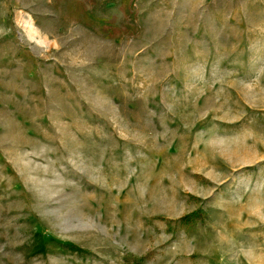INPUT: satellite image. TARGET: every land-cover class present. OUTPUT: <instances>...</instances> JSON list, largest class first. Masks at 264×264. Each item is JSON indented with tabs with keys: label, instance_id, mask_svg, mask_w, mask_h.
I'll use <instances>...</instances> for the list:
<instances>
[{
	"label": "rangeland",
	"instance_id": "rangeland-1",
	"mask_svg": "<svg viewBox=\"0 0 264 264\" xmlns=\"http://www.w3.org/2000/svg\"><path fill=\"white\" fill-rule=\"evenodd\" d=\"M0 264H264V0H0Z\"/></svg>",
	"mask_w": 264,
	"mask_h": 264
},
{
	"label": "trees",
	"instance_id": "trees-1",
	"mask_svg": "<svg viewBox=\"0 0 264 264\" xmlns=\"http://www.w3.org/2000/svg\"><path fill=\"white\" fill-rule=\"evenodd\" d=\"M192 216V215H191Z\"/></svg>",
	"mask_w": 264,
	"mask_h": 264
}]
</instances>
